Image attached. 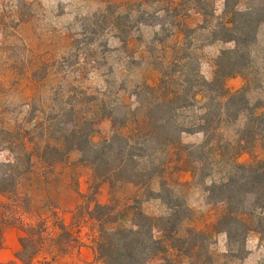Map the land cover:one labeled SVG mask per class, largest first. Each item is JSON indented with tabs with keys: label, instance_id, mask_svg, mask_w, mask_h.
<instances>
[{
	"label": "rangeland",
	"instance_id": "rangeland-1",
	"mask_svg": "<svg viewBox=\"0 0 264 264\" xmlns=\"http://www.w3.org/2000/svg\"><path fill=\"white\" fill-rule=\"evenodd\" d=\"M257 2L241 0L237 9ZM224 8L225 0H0V130L35 116L36 122L60 116L57 123L66 128L86 116L94 120L92 141L99 144L115 132L110 113L122 117L126 106L136 107L139 95L145 102L177 99L178 128L192 131L180 135L183 144L200 145L206 138L199 130L210 132L211 143L194 156L183 152L180 159L170 150V165L159 176L138 188L111 191L112 215L107 217L127 213L129 221L139 210L156 219L171 218L166 250L147 264H264V210L252 217V230L230 240L216 227L225 204L210 202L206 191L227 175L236 157L244 165L264 162V24L238 54L245 59L237 53L223 56L235 48L224 38L230 35L223 28L230 18ZM236 58L237 75L218 79L213 88L204 83L214 80L219 65L230 67ZM222 82L231 93L243 91L227 114ZM97 108L104 110L92 114ZM251 123L253 134L247 131ZM26 126L34 128L33 123ZM240 142L244 148L237 146ZM7 158L9 153L1 152L0 159ZM81 158L74 150L48 167L35 157L14 193L6 194L13 205H22L27 220L36 221L37 214H48L45 208L53 201L67 205L61 195L73 193L80 178L93 175ZM89 181L87 206L77 218L94 206L97 182ZM44 190L50 204L41 198ZM157 195L159 202L147 201ZM128 221L118 223L132 225ZM43 232V222L29 230L36 241ZM63 237L65 244L69 238ZM28 245L31 251V241Z\"/></svg>",
	"mask_w": 264,
	"mask_h": 264
},
{
	"label": "trees",
	"instance_id": "trees-1",
	"mask_svg": "<svg viewBox=\"0 0 264 264\" xmlns=\"http://www.w3.org/2000/svg\"><path fill=\"white\" fill-rule=\"evenodd\" d=\"M240 1L225 0L223 14L230 18L223 28L230 35L224 38L233 41L235 48L224 51L222 55L237 53V58L245 59V56L238 54L256 40L259 26L264 24V0L245 10L237 9ZM237 58L233 63L228 62L230 67L219 65L214 80L204 83L212 87L218 79L225 80L237 75ZM226 68H230V71L225 72ZM242 92L231 93L222 82L220 98L223 99L224 113L230 111V105L243 95ZM146 102L137 95L136 107L126 106L122 117L110 113L115 132L109 140L99 144L92 141L94 120L86 116L74 120L73 126L66 128L57 123L61 121L60 116L53 119L55 122H36L35 116L12 128L1 129L0 154L6 151L10 158L0 159V193L15 191L24 173L32 169L35 157L48 167H53L65 160L71 151H80V161L93 170V178L97 182L95 193L99 185L108 179L145 185L168 169L170 150H174L177 158L182 159L183 152L190 158L196 154V149L211 143L212 136L206 128L199 130L205 135L204 143L185 145L180 141L183 132L192 131L178 128L176 98L165 96L158 103L152 100ZM103 110L97 108L92 114ZM74 114H67L66 117L71 118ZM259 119L257 117L252 123ZM27 123H33L34 128H28ZM252 123L247 128L250 134H253ZM241 144L237 146L244 148ZM206 191L210 202L225 204L216 227L225 232L230 240L234 239L244 230H252L249 226L252 217L257 211L264 210V162L244 165L238 163L236 157L227 175L208 185ZM157 196L162 199L160 195ZM111 210L108 205L96 203L90 211L91 218L99 222L97 253L105 264H147L150 258L166 250L165 242L173 232V227H168L170 217L156 219L137 210L129 219L132 225L123 226L118 222L124 221L127 213L107 217L112 215ZM157 231L162 234L160 237L156 236ZM173 247H176L174 243ZM21 257L25 260L24 254Z\"/></svg>",
	"mask_w": 264,
	"mask_h": 264
},
{
	"label": "crops",
	"instance_id": "crops-1",
	"mask_svg": "<svg viewBox=\"0 0 264 264\" xmlns=\"http://www.w3.org/2000/svg\"><path fill=\"white\" fill-rule=\"evenodd\" d=\"M92 179L93 175H89L86 179L80 178L73 193L61 195L64 197H61L62 201H68L67 205L60 200L53 201L45 208L48 214H37L36 221L27 220V213L23 211L22 205H13V197L0 193V264H105L97 253V243L100 238L99 225L89 213L96 203L111 204L113 189L121 186L134 189L138 186L123 181L114 184L108 181L102 182L94 193V206H88V215L77 218L76 213L79 209L87 206L85 199L90 190L89 180ZM135 190L131 196L136 194ZM49 196L44 190L41 198L50 204ZM66 196L67 199H65ZM159 200V198H152L147 201L155 203ZM126 220L128 221V218H125ZM40 222H43L45 232L37 236L40 241H36L29 234V230L34 229ZM127 223L130 225V221ZM63 235L69 238L65 240L67 241L65 244L62 241ZM30 241L33 245L30 248L31 251H28ZM21 254H24L25 260Z\"/></svg>",
	"mask_w": 264,
	"mask_h": 264
}]
</instances>
